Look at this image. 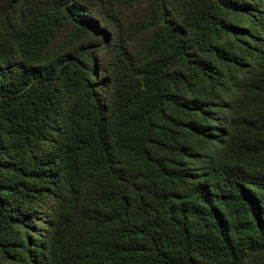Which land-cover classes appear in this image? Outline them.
Segmentation results:
<instances>
[{
  "label": "trees",
  "instance_id": "obj_1",
  "mask_svg": "<svg viewBox=\"0 0 264 264\" xmlns=\"http://www.w3.org/2000/svg\"><path fill=\"white\" fill-rule=\"evenodd\" d=\"M0 264H264V0H0Z\"/></svg>",
  "mask_w": 264,
  "mask_h": 264
}]
</instances>
